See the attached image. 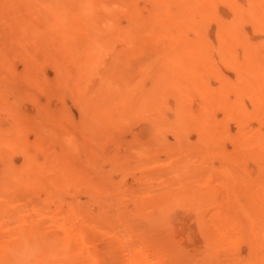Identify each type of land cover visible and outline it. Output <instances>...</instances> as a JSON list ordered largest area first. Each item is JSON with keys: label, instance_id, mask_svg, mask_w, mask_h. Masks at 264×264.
Here are the masks:
<instances>
[{"label": "bare ground", "instance_id": "obj_1", "mask_svg": "<svg viewBox=\"0 0 264 264\" xmlns=\"http://www.w3.org/2000/svg\"><path fill=\"white\" fill-rule=\"evenodd\" d=\"M131 157L168 168L123 190ZM0 163V264H199L175 209L264 264V0H0Z\"/></svg>", "mask_w": 264, "mask_h": 264}, {"label": "rangeland", "instance_id": "obj_2", "mask_svg": "<svg viewBox=\"0 0 264 264\" xmlns=\"http://www.w3.org/2000/svg\"><path fill=\"white\" fill-rule=\"evenodd\" d=\"M122 53H129L128 51H123ZM152 55L151 56H153V55H155L156 56V54H158V53H151ZM158 56H162V55H158ZM110 59V57H108L107 58V60H109ZM22 68V66L21 65H19V69H21ZM221 69H222V72H223V74L225 75V76H227V77H234V72H233V70L232 69H230V68H228V67H221ZM48 74H49V76L50 77H52L54 74H53V71H51V70H49L48 71ZM70 101V99H67L66 100V104L67 105H69V106H67V108L68 107H70V109L68 108V110L70 111V113H71V115L76 119V120H79L80 119V114H79V110H78V108L75 106V104H73L72 103V101ZM169 115H171V112H169ZM229 126H230V128H231V132H232V134H235L236 133V131H237V129H238V123H236V122H234V121H230L229 122ZM137 131L139 132V130H135L134 132H127V133H124V135H122V137H124V138H120V142L118 143V141H116V142H114L113 144H112V142L111 143H109L108 145H107V147H106V150H108V154L110 155L111 153L113 154V153H115V152H111L113 149L115 150V148H116V150L115 151H118L119 149H123L126 153L128 152V151H130L131 149H128L127 151L125 150V149H127L128 147H130L131 146V143L133 142V140L135 139V135L136 134H138L137 133ZM128 134V135H127ZM167 136H165V138L167 139V142H169L170 144H174L175 142V140H174V135L173 134H166ZM126 137V138H125ZM197 138L198 137H196V134L195 133H192L191 135H190V137H189V141L190 142H192V143H194V142H196L197 141ZM124 139H126V140H124ZM124 142H123V141ZM116 143V144H115ZM118 143V144H117ZM123 143H125L126 145L127 144H130V145H127V146H122V144ZM110 146V147H109ZM114 146H116L115 148H114ZM120 146V147H119ZM172 146V145H171ZM119 147V148H118ZM127 147V148H126ZM112 148V149H111ZM117 148H118V150H117ZM227 148L229 149V150H231L230 148H232L231 147V145L230 144H227ZM122 150V153L124 152ZM109 152H111V153H109ZM119 152H121V150L119 151ZM124 152V153H125ZM131 152V151H130ZM121 153V154H122ZM128 154H130V153H128ZM132 154H134L133 152H132ZM161 154V155H160ZM123 155V154H122ZM127 155V154H126ZM167 155H169L168 153H163V152H161V153H159V155H158V158H160L162 161H165L167 158H169V156H167ZM134 156V155H133ZM132 158L133 157H131L130 159H129V161H128V163L130 162V165L132 166V165H134V164H131V161H132V163H135L136 162V159H134L135 160V162L132 160ZM17 161H20V158H18L17 159ZM166 162V161H165ZM161 164H165V165H162L161 166ZM105 165H106V167H105ZM108 165V166H107ZM111 164H110V162H105L104 163V169H105V171H106V169H107V171L109 170L110 171V169H112V168H110L111 166H110ZM126 166V168L123 170V172H122V170L121 171H119V170H112L113 172H115V173H112L111 171V173L110 174H112V180L114 181V183L115 182H118V181H115L116 179L117 180H120L121 178V180H120V184L119 185H121L122 183L124 184H122L120 187L122 188V187H124V189L123 190H131V188H136V189H139V185L138 184H141V177L143 176V178H145V179H147V178H149L152 174L154 175L155 173L157 174V171L158 172H161V169H162V167L163 166H165L164 168L165 169H167L168 168V166H166L167 164L166 163H160V165H154V166H152V165H150V166H148L147 168H145V167H143V166H141L140 164H138V166L137 165H134V166ZM213 165L216 167V168H218V167H220L221 166V162L219 161V160H216V161H214L213 162ZM0 166L2 167V165H1V163H0ZM1 167H0V169H1ZM128 167V168H127ZM138 167V168H137ZM142 167H143V169H142ZM130 168V169H129ZM132 169V170H131ZM134 169H135V171H134ZM138 169H140V171L138 170ZM251 170H250V172H251V174L252 175H254V173L256 172L257 173V170H256V168L255 167H251L250 168ZM134 171L133 173L134 174H132V172L131 171ZM137 170V171H136ZM1 171V170H0ZM106 171V172H107ZM108 171V172H109ZM117 171V172H116ZM119 171V172H118ZM130 171V173H128ZM144 171V172H143ZM141 172H143V175L141 174ZM117 173V174H116ZM129 174V176H128V174ZM140 173V174H139ZM116 174V175H115ZM122 174H124L123 176L124 177H122L121 175ZM113 175H115V176H113ZM139 175V176H138ZM111 176V175H110ZM155 176V175H154ZM115 178V180H114V178ZM140 178V179H139ZM125 180V181H124ZM199 180H200V178H199ZM138 181V182H137ZM141 181V182H140ZM115 184H118V183H115ZM125 184H126V186H125ZM157 183H155V185H156ZM126 187V188H125ZM142 188V187H141ZM77 197H79L80 199L82 198L83 200H85V197L83 196V195H78ZM69 199H71V198H69ZM81 199V200H82ZM127 208L129 209V211H132V209H133V205H132V203L131 202H129V201H127ZM182 211H184V210H174L173 212H171L170 213V215H169V220H171L170 221V224H171V226L170 227H172L171 228V230L173 231V232H171L170 233V235H172L173 237H174V239L173 240H175V237H176V240L178 241V246H180L182 249H184L185 251H184V254L185 255H189V256H192V254L194 255L196 252H198L199 251V256L201 257L202 255V253H205V252H207V250H208V255L206 256V258L205 259H201L200 257H199V264H202V263H204V261L208 264V262H210V264H218V263H221V261H222V263L221 264H227L228 262H231L232 260H236L237 259V257L239 256V258H241L240 260H242V258H243V260H246L249 256H250V250H249V247L247 246V244L245 245H242V243L241 244H232L231 242L230 243H222V245H221V248H223V249H226L225 250V252H224V250L223 249H221L220 248V250L219 249H217V248H219L218 246L216 247V246H214V247H212V246H209L208 245V238H210V237H212L213 239H216L215 238V235H217L218 236V234H215L214 233V230H215V227H213V226H215V223L213 222V219H212V216H213V214H215V211L216 210H214V209H209V210H203V211H199L200 212V214L199 215H203V213H204V215L201 217V216H199V221L197 220V217L194 215V213L193 212H190V211H188L187 212V210H185L186 212H182ZM211 211L213 212V213H211ZM177 212V213H176ZM182 212V213H181ZM173 213H174V215H173ZM186 213V214H185ZM191 213V215H189ZM192 213H193V215H192ZM185 215H187L186 217H185ZM188 215H189V217H188ZM206 215V216H205ZM176 217L179 219V220H177L176 219ZM194 217H196V218H194ZM210 218V220L209 219H207L206 220V218ZM171 218V219H170ZM183 218V219H182ZM186 218H187V220H186ZM193 218V219H192ZM191 221H190V220ZM176 220V221H175ZM185 220V221H184ZM192 220H193V222H192ZM194 220H196V221H194ZM206 220V221H205ZM209 220V221H208ZM173 221H175V222H173ZM180 221H181V223H183V224H181L180 223ZM183 221V222H182ZM210 221H212V224L210 223ZM196 222V223H195ZM207 222V223H206ZM47 223H49V222H47ZM198 223V224H197ZM206 223V224H205ZM179 224V225H178ZM210 224V226L213 228H211V229H209L208 227H206V226H208ZM52 226V224L51 223H49L48 224V228L50 227V228H53V227H51ZM178 225V226H177ZM206 225V226H205ZM213 225V226H212ZM141 229H137L138 227L136 226V228L135 229H137V230H143V229H146V227H145V225H142L141 224V226H139ZM49 228V229H50ZM55 231H56V229L55 228H53ZM204 230V232L202 231V230ZM53 230V231H54ZM120 230H123V231H125V229H124V227H120ZM96 230H94V229H92L91 230V233L92 234H96ZM176 232V233H175ZM210 232H211V234H210ZM99 233V232H98ZM219 237V236H218ZM103 242H105V241H103ZM101 243L100 244V246H106V243ZM134 242V241H133ZM136 242V241H135ZM135 242L133 243V244H131L132 242H128L127 243V245H132V246H134V245H136L137 246V243L135 244ZM205 242V243H204ZM121 243H123L122 241H121ZM121 243H119V245L121 244ZM174 244H176V241H174L173 242ZM139 244H140V242L138 243V246H139ZM204 244V246L202 247V245ZM232 244V249H231V246L230 245ZM118 245V246H119ZM229 245V246H228ZM142 246V245H141ZM120 248L119 249H124V251L123 250H120L121 252H125V246H124V244L122 245H120L119 246ZM123 247H125V248H123ZM202 247V248H201ZM228 247V248H227ZM234 248V249H233ZM228 249H231L232 251H230V250H228ZM177 250V249H176ZM200 250H201V252H200ZM222 250V251H221ZM235 250H237L238 251V253H237V251H236V253H234V251ZM215 251H216V253L218 254H215ZM226 251H227V253H230V254H228V258L230 257V259H226L225 258V254H226ZM147 252V251H146ZM149 252V253H148ZM147 253L148 254H150L151 252L150 251H148ZM211 252V253H210ZM232 252L234 253V254H232ZM146 253V254H147ZM201 253V254H200ZM122 254H126V253H122ZM229 255H231V256H229ZM238 255V256H237ZM123 256H125V255H123ZM209 256V257H208ZM232 256H233V258H232ZM236 256V257H235ZM234 257L236 258V259H234ZM203 258V257H202ZM213 258V260H211ZM224 258V259H223ZM239 258L237 259L238 261H239ZM221 259V261L220 262H218L219 260ZM231 260V261H230ZM215 261V262H214ZM224 261H226V262H224ZM205 264V263H204Z\"/></svg>", "mask_w": 264, "mask_h": 264}]
</instances>
